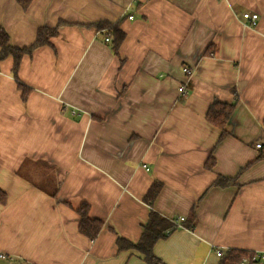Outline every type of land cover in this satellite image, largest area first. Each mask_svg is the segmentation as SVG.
Listing matches in <instances>:
<instances>
[{
  "label": "crops",
  "instance_id": "0c3cea01",
  "mask_svg": "<svg viewBox=\"0 0 264 264\" xmlns=\"http://www.w3.org/2000/svg\"><path fill=\"white\" fill-rule=\"evenodd\" d=\"M121 17L115 55L84 24ZM60 19L70 24L17 78L13 58L0 61V264H147L117 237L138 241L151 209L177 219L193 207L192 229L154 245L166 264L264 254V0H34L26 11L0 0L14 46ZM215 100L235 103L220 141L206 118ZM219 176L235 184L213 186ZM83 202L103 221L94 240L79 231Z\"/></svg>",
  "mask_w": 264,
  "mask_h": 264
},
{
  "label": "trees",
  "instance_id": "16d2710c",
  "mask_svg": "<svg viewBox=\"0 0 264 264\" xmlns=\"http://www.w3.org/2000/svg\"><path fill=\"white\" fill-rule=\"evenodd\" d=\"M19 6L24 10H28L34 0H16ZM126 19L125 17L119 18L117 21L111 22L109 20H100L89 24H84L89 27H94L98 31H104V36L109 37V45L114 54H118L120 47L125 40L126 33L122 30L121 25ZM69 22L60 19L58 23L53 26H40L37 29L34 41L25 47L14 46L11 43L10 34L0 27V61L6 57L13 58L12 74L15 78L18 76V71L22 58L42 46L51 45V38L59 34V29ZM211 48V46H209ZM208 51V50H207ZM18 88L24 91L25 97L31 89L27 85L18 82ZM235 103L220 102L215 100L209 107L206 118L207 120L221 130L219 141L228 135L227 122L234 110ZM214 158L210 157L207 167L214 164ZM235 184V180L229 177L219 176L213 183V186L227 187ZM162 188L160 181H154L148 189L144 200L153 204ZM7 200V194L0 189V204H4ZM152 206V205H151ZM80 216L79 231L89 239L94 240L103 227V221L92 218L90 216V204L83 202L77 208ZM197 216L195 208L193 207L187 218H184L180 225H177L173 219L167 218L154 209L150 210L148 219L143 226L142 234L138 241L132 242L128 239L118 236L117 245L119 251L134 250L144 257L147 264H166L163 260L154 254L153 248L157 241L167 238L177 228L184 227L192 229L196 224ZM250 252L246 250L228 249L226 250L218 264H240Z\"/></svg>",
  "mask_w": 264,
  "mask_h": 264
},
{
  "label": "built area",
  "instance_id": "2783aa9c",
  "mask_svg": "<svg viewBox=\"0 0 264 264\" xmlns=\"http://www.w3.org/2000/svg\"><path fill=\"white\" fill-rule=\"evenodd\" d=\"M128 18L132 19L133 16H129ZM243 18L246 19L247 21L251 22L249 24L251 25H256L257 24V20L259 18V14L258 13H251V12H245L243 14ZM106 41H109V37H105ZM187 72H189V70H187ZM179 91L182 94H186L188 91H186L184 89V87H179ZM73 113H76L75 111H73ZM262 144H257V147H261ZM184 218H174L173 221L177 224L180 225V223L183 221ZM181 227V226H180ZM219 255H221V252H218ZM4 257V256H3ZM255 259H263L264 260V254H259L257 252H250V254L248 256H246L245 258H243L241 264H245L251 261H254Z\"/></svg>",
  "mask_w": 264,
  "mask_h": 264
},
{
  "label": "clouds",
  "instance_id": "9594fccd",
  "mask_svg": "<svg viewBox=\"0 0 264 264\" xmlns=\"http://www.w3.org/2000/svg\"><path fill=\"white\" fill-rule=\"evenodd\" d=\"M241 264V263H240Z\"/></svg>",
  "mask_w": 264,
  "mask_h": 264
}]
</instances>
